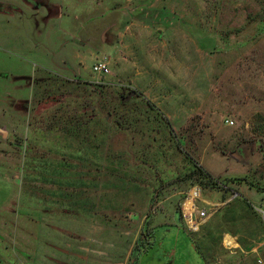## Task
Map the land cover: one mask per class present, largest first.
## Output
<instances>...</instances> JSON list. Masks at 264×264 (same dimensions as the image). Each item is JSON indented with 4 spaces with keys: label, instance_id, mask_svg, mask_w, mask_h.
Masks as SVG:
<instances>
[{
    "label": "rangeland",
    "instance_id": "1",
    "mask_svg": "<svg viewBox=\"0 0 264 264\" xmlns=\"http://www.w3.org/2000/svg\"><path fill=\"white\" fill-rule=\"evenodd\" d=\"M0 4V264H264V0Z\"/></svg>",
    "mask_w": 264,
    "mask_h": 264
},
{
    "label": "built area",
    "instance_id": "2",
    "mask_svg": "<svg viewBox=\"0 0 264 264\" xmlns=\"http://www.w3.org/2000/svg\"><path fill=\"white\" fill-rule=\"evenodd\" d=\"M92 73L103 76L109 73V69L107 64L105 63H97L92 67ZM189 201V202H188ZM196 201H201L204 203L203 208H197L195 206ZM186 203H189V206H185ZM213 204L210 202H206L201 198V194L198 192V190L192 189L188 194L187 198L185 200V203L182 208V217L185 225L190 229L191 231H198L199 227L207 221L211 216V210L213 209ZM210 212V213H209ZM261 215V219L264 224V210H261L259 212Z\"/></svg>",
    "mask_w": 264,
    "mask_h": 264
},
{
    "label": "trees",
    "instance_id": "3",
    "mask_svg": "<svg viewBox=\"0 0 264 264\" xmlns=\"http://www.w3.org/2000/svg\"><path fill=\"white\" fill-rule=\"evenodd\" d=\"M43 0H24V3H26L29 7L31 6L32 8L33 7H39V5L42 3ZM10 9L11 6L9 5H4V4H0V11L2 9ZM260 24L261 27L259 28L260 30L264 31V20H261L260 21ZM180 143H182V141L180 140ZM190 175L193 176V177H196V179L198 180V182H200L201 184H204V185H207V186H212V182H210V180L208 179L210 176L204 172L202 169L200 168H197V169H194L192 172H190ZM155 200L153 199V202ZM177 215V219L179 217V214H176ZM150 214L147 215V217L145 218V221H144V224H143V228L142 230L144 231L145 230H148L149 228V225H150ZM150 229V228H149ZM154 228H152V231H153ZM147 244L146 242H138L136 243V246L134 247L135 249L133 250V253H132V257H137L138 255H140L146 248H147ZM141 247V248H138V247ZM135 264V263H134Z\"/></svg>",
    "mask_w": 264,
    "mask_h": 264
},
{
    "label": "flooded vegetation",
    "instance_id": "4",
    "mask_svg": "<svg viewBox=\"0 0 264 264\" xmlns=\"http://www.w3.org/2000/svg\"><path fill=\"white\" fill-rule=\"evenodd\" d=\"M142 228H143V226H142ZM153 232L154 231H152V228H150L148 230L144 229V231H143L144 236L142 237V239L140 238L139 240H136L134 247L136 246V243H138V242H146L147 244L151 245V240L153 238ZM134 247L132 248L125 264H134L135 263V261H136L135 257H132L133 250L135 249ZM138 248H141V247L139 246Z\"/></svg>",
    "mask_w": 264,
    "mask_h": 264
},
{
    "label": "crops",
    "instance_id": "5",
    "mask_svg": "<svg viewBox=\"0 0 264 264\" xmlns=\"http://www.w3.org/2000/svg\"><path fill=\"white\" fill-rule=\"evenodd\" d=\"M2 110H4V109L2 108ZM0 133H1V132H0ZM1 134H2V133H1ZM5 134H6V133H5ZM2 135H3V134H2ZM146 217H147V216H146ZM146 217H145V218H146ZM144 221H145V219H144ZM143 224H144V222H143ZM143 224H142V226H143ZM154 227H155V226H152V227L150 226V228H154Z\"/></svg>",
    "mask_w": 264,
    "mask_h": 264
},
{
    "label": "water",
    "instance_id": "6",
    "mask_svg": "<svg viewBox=\"0 0 264 264\" xmlns=\"http://www.w3.org/2000/svg\"><path fill=\"white\" fill-rule=\"evenodd\" d=\"M160 32V31H159ZM0 132L3 134V135H5V133L2 131V130H0Z\"/></svg>",
    "mask_w": 264,
    "mask_h": 264
},
{
    "label": "bare ground",
    "instance_id": "7",
    "mask_svg": "<svg viewBox=\"0 0 264 264\" xmlns=\"http://www.w3.org/2000/svg\"><path fill=\"white\" fill-rule=\"evenodd\" d=\"M189 202V201H188ZM185 206H189V203H186V205Z\"/></svg>",
    "mask_w": 264,
    "mask_h": 264
}]
</instances>
